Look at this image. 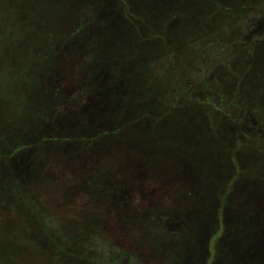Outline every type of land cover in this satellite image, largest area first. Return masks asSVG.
Here are the masks:
<instances>
[{
  "label": "rangeland",
  "instance_id": "374dc122",
  "mask_svg": "<svg viewBox=\"0 0 264 264\" xmlns=\"http://www.w3.org/2000/svg\"><path fill=\"white\" fill-rule=\"evenodd\" d=\"M81 1L0 0V264H264L263 247L252 249L248 262L244 255L236 256L240 251H224L242 249L241 236L254 245L253 225L264 230V91L259 98L252 92L260 65H247L243 72L247 60H258L263 47L254 45L250 56L247 43L264 39V3L240 18L247 1L158 0L154 9L137 15L142 22L133 23L143 24V34L148 25L155 26L168 42L176 43L168 59L153 44L155 56L136 64L143 65L141 89L147 92L139 110L151 107L150 114L157 116L159 107H173L176 122L148 116L137 123L143 137L136 139L139 151L153 152L154 172L130 174L122 185V203L111 204L104 200L112 196L105 188L87 189L79 174L80 155L74 153L78 140L61 139L58 131L65 124L50 116L44 125L50 127L51 139L42 140L38 131L31 132L33 111L28 110L33 109L26 104L34 97L39 112L45 101L53 108L66 105L68 116L90 104L82 98L74 106L67 100L55 103L45 95L56 87L72 95L74 84L85 80L82 68L70 66L76 56L56 53L51 62V41L78 27L73 6ZM231 1L228 10L211 14L215 5ZM228 22L231 26L223 28ZM123 27L134 39V29ZM100 76L90 81L91 90L103 86ZM238 80L244 97L236 88ZM170 90L172 98L165 99L170 106L156 104L167 97L159 93ZM126 95L116 97L109 110ZM101 108L107 110L106 105ZM203 115L212 121L214 132L205 127ZM164 130L165 136L182 141H168L170 153L160 154L148 145L154 142L149 137ZM210 133L216 144L210 138L212 145H204ZM25 138L27 145L20 146ZM214 146L226 157H207L206 167L200 168L203 153L210 154ZM118 152L122 159L130 157L128 146ZM63 154L69 155L67 170L52 172ZM69 178H78L76 185L65 184Z\"/></svg>",
  "mask_w": 264,
  "mask_h": 264
},
{
  "label": "trees",
  "instance_id": "16d2710c",
  "mask_svg": "<svg viewBox=\"0 0 264 264\" xmlns=\"http://www.w3.org/2000/svg\"><path fill=\"white\" fill-rule=\"evenodd\" d=\"M156 1L158 0H83L80 2V5L73 6L74 13L78 17L79 21L78 27L73 31H63L60 37L55 39V41H51L53 45L51 62L56 58V53L61 54L63 57L76 56L78 60L75 59V61L72 62L73 64L71 63L70 66L72 65L74 69L82 68L85 71L83 73V79L85 80L81 84H74V92L72 95H69L67 91L64 92L59 87H56L55 90H46L45 95L50 97L55 103L67 100L73 102L74 106L76 105V100L78 98H82L86 102H90V104L87 105L85 109L77 108V111L79 112H77L76 115L73 113L71 116H68V109L66 108V105H59L58 107L53 108L47 105L48 102L45 101V103L43 101L44 106H42V111L39 112L40 108L35 110L38 103L35 101L34 97H30V99L26 101V104L33 109L28 111H33V113L35 112L29 116V122L32 120V124L30 123V125H32L31 132L35 134V131H38L40 136L38 134L37 136L41 137L42 140L47 141L51 139L50 136L47 135V130L50 127L44 124L48 121L49 117L53 116L57 122H62L60 125L64 123L65 125H63L62 129L58 131H60L62 133L61 135H63L61 139L63 138L64 140L69 141L78 140L77 144L74 146V151H76L74 153L80 155V157H78L80 171L83 173L79 174H82L83 178H85L88 182L87 189L93 187L99 189L105 188L107 193L112 194V196H109V199L105 196L104 200L106 201L107 199L108 202H111V204L122 203V196L120 195H126L123 194L122 185L125 178L130 174H136L140 171L154 172L151 164L153 161V152L150 150L145 153L139 151L140 144L136 141V139L142 140L143 137L141 135L140 128L137 127V123L148 116H153L156 122H159V120L162 121V119H168V121L176 122V119L173 116V107L168 110H163V108L159 107L157 116L150 114L151 107H148V109L144 111H142V109L139 110V108L143 105L142 98L146 96L147 92L141 89L144 82L142 77L143 65L139 64V66H136V64L141 63L142 61L144 62V60H148L155 56L152 51L153 44L159 52H161V56H167V59L168 56L174 54L176 50V43L173 40H170L169 43L166 37L159 33L160 30H155V26L150 28V25H148L147 33L143 34V24L133 23L136 19L142 22L141 18L137 15L141 16L142 13L147 10L154 9V2ZM239 1H247L246 5L241 6V8L244 9L237 15V17L240 18H242L244 14L247 15L250 11H252L253 14L254 12L259 11L257 8L264 3V0H235L233 2L237 3ZM231 3L232 1L215 5L211 14L216 13L217 11L228 10ZM172 22L174 21L170 20L168 23ZM123 24L129 25L134 29V33L136 35L134 39L128 29L123 27ZM227 26L230 27L231 22L224 24L223 28H226ZM84 31H87V33L85 32V37L82 35ZM108 42L113 43L106 44ZM77 43H79L81 47H79ZM247 44L249 46L251 45L250 56L252 55L254 45H263L262 48L260 47L261 52H259V59H254L253 62L247 60L246 67L243 70V72H245L247 70V65L250 64L260 65V67L256 68L254 71L255 81L253 83L252 90L253 97L259 98V91H264V39H261V44H253L252 41ZM133 48L134 51H132ZM134 59L135 63L131 68L129 65ZM64 65H68L67 61ZM108 67L112 69H109ZM105 68H107V70H105ZM166 68L167 64H164V69ZM73 72L75 71L73 70ZM76 75L78 76L77 73ZM96 76L101 77L100 79L103 81V86L91 90L89 87L90 81ZM38 82L41 85V78ZM133 87H135V89H133ZM236 88L239 90V95L244 97L243 93H241L239 89V80L237 81ZM106 89V93H102L101 96L99 95V97H97L98 93L101 91L104 92ZM125 91L128 95L121 98L114 109L110 111V106L114 104L113 100H115L116 97H121V94H125ZM192 91H194V89H192ZM171 93V90L170 92H165V94L159 93L160 96L158 97H163L164 95L167 97L157 100L156 104L161 105L162 101H164L163 104L169 107V101L165 99H169ZM104 95L106 98L102 100L101 98ZM72 97L75 98L71 100ZM171 98L172 97H170V99ZM151 102L152 101L147 103ZM189 103H191V101H189ZM206 104L207 103H205V105ZM103 105L107 106V110H104L105 112L100 110ZM38 118L40 119L37 120ZM202 121H204L203 123H205V127L207 126L211 132H214L215 126L212 124L211 120H208L207 117L203 115ZM131 125L132 128L129 127ZM43 128L45 134L42 132ZM166 132L167 130H164L161 131V135L158 132V134H155L156 136L153 135L149 137V139H153L154 142L148 145H153L155 148L154 150L160 154L163 151L170 153L168 141L171 140L175 144L182 141L180 137H174L172 134L170 136H165L168 135ZM211 134L212 133H210L208 138L207 135L204 136V145H212V143H210V138L213 140V144H216V138L215 136H211ZM54 139H56V136ZM192 139L194 143L196 140L195 138ZM23 141H25V143L20 144V146L27 145L26 138ZM79 142H84V144L79 145ZM99 146H102V148ZM125 146H128V155L130 157L122 159L118 149L121 148V151H123ZM113 154L115 155V158L113 157ZM203 154L205 158L198 164L200 168L206 167L203 163H207V157L213 159L219 158L220 160L222 157H226L224 156L226 154H221L220 150L217 152L216 146L212 148V152L210 154ZM139 155H141V159L139 158ZM68 156V154H63L62 158H57V160H55V164L53 165L52 172L54 169L58 171L62 167H64V169L61 172L66 171L67 169L65 167L67 164L65 162L69 161L67 158ZM66 173L67 172H65V174ZM65 174L61 175H64L63 177L67 178ZM73 175L77 176L78 174L75 172ZM110 176L113 178L109 181L106 178ZM80 178L82 177L80 176ZM74 180L69 178L65 184L70 182L71 186L76 185ZM77 183L79 185V181ZM76 187L74 186V188ZM59 189L57 188L59 191H67V188ZM220 198H222V196ZM201 209L203 210V207ZM244 214L248 215V212L245 211ZM198 215H203V212L201 211ZM245 220L246 217L242 220L243 226L245 225ZM250 230V237L251 235L256 234L257 239L252 238V242L255 243L254 245L251 246V238L249 240L247 236H241L238 239H240L241 243L244 244L242 249L235 247L226 248L224 251L231 254L235 253L234 251H240V253H235L236 256L239 257L240 255H244L248 258V262L251 257L252 249L254 251L255 248H264V230L261 231L262 229H257V225H253ZM246 241L248 243H244ZM245 262L246 261L244 260L242 263L245 264Z\"/></svg>",
  "mask_w": 264,
  "mask_h": 264
}]
</instances>
